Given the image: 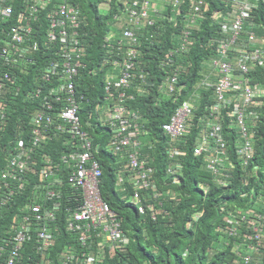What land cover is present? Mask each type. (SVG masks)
<instances>
[{
	"label": "built area",
	"instance_id": "2783aa9c",
	"mask_svg": "<svg viewBox=\"0 0 264 264\" xmlns=\"http://www.w3.org/2000/svg\"><path fill=\"white\" fill-rule=\"evenodd\" d=\"M117 1L122 12L116 16L117 28L108 31L102 45L106 51L100 56V65L110 70L105 75L101 102L95 108L98 113L90 112L83 119V109L91 97L87 94L89 88H78L81 72L87 67L90 32L82 9L72 0H0V22L5 23L3 27L8 34V39L0 44V135L12 118L6 99L10 86L14 85L16 95L22 93L24 76L30 69L35 80V85L25 87L32 103L28 126L23 129L19 123V129L11 136L6 149L12 155L0 173V213L10 212L9 204L15 199L17 202L13 223L7 224L0 238L3 264H17L20 249L32 239L30 223L41 226L36 233L38 241H42L39 248L45 251L59 239L53 232V224L57 230L63 221L61 264H99L106 247L112 250L128 247L129 237L121 218L102 195L103 171L97 155L103 144L95 140L88 127L94 129L101 124L108 128L111 138L103 148L113 153L120 164L115 185L126 193L127 200L140 214L150 210L155 217L157 206L179 197L172 185L181 182V162L168 166L169 181L161 189L150 159L142 153L148 118L137 111L130 112L125 103L135 98L132 91L148 90L146 86L154 85L151 72L143 66L151 60L144 56V47H155L157 35L166 30L165 24H156V17L168 18L179 28L176 40H172L174 43L158 64L165 74L160 90L173 102L178 100L187 87L181 76L194 65L186 58L194 41L193 31L209 2ZM223 2V7L211 15L218 29L209 40L213 53L201 63L202 77L194 81L192 94L176 103L162 125L172 160L187 155L183 144L197 130L193 155L202 159L210 173L209 181L217 186H227L233 181L236 159L244 173L249 171L254 152L252 128L257 125L258 110L264 104V82L251 77L255 69L264 70V23L255 21L254 14L260 5L264 6V0ZM38 62L40 65L36 67ZM207 63L209 72L203 70V64ZM7 66L20 67V73H13ZM205 90L208 96L204 110L195 113L199 105L191 96L202 97ZM54 138L61 139L68 151L56 157L41 155L38 173L41 183L34 186L31 195L26 191L31 154ZM257 170L258 166L253 165V173L257 174ZM127 181L132 187L130 191ZM209 185L199 182L205 191ZM19 194L26 195L28 200L18 204ZM245 195L241 193L242 197ZM30 197L35 199L31 201ZM231 208L220 228L224 236L233 238L238 258L234 264H264V191L249 209ZM201 213L195 212L193 220ZM27 264L44 263L29 257Z\"/></svg>",
	"mask_w": 264,
	"mask_h": 264
},
{
	"label": "trees",
	"instance_id": "16d2710c",
	"mask_svg": "<svg viewBox=\"0 0 264 264\" xmlns=\"http://www.w3.org/2000/svg\"><path fill=\"white\" fill-rule=\"evenodd\" d=\"M72 1L82 9L86 28L90 31L87 67L82 70L78 81V88L82 90L89 88L87 94L91 97V102L83 109L84 114L82 116L85 119L90 112H94V115L98 113L95 108L101 102L99 97L103 95L106 73L110 70L108 67L100 65V55L106 51V48L102 45L108 31L112 27L113 29L117 28L116 16L122 10L120 5L118 6L117 0H109L110 8L108 12H103L99 8L100 0ZM208 2L209 7L204 17L193 31L194 41L186 58L192 61L194 65L181 76L187 87L183 88L184 91L178 97V100L173 102L168 96H164V93L160 90L159 84L165 74L164 70L159 69L158 64L160 62L159 58L176 40V32L179 28L174 27L168 18L161 20L156 17V24H165L166 30L157 35L156 46H151V60L143 66L144 69L151 72L150 80L154 79V85L146 86L142 84L148 87V90L142 88L143 91H132L135 98L127 99L125 103L128 105L130 112L137 111L148 118L145 124L144 119H140L145 130H147V135L143 137L145 145L142 153L144 154L143 157L150 159L151 165L155 169L156 183L161 189L166 186L165 182L169 181L168 166L181 162L179 169L181 182L178 185H172L174 190L179 193V197L173 201H167L161 207L157 206L155 217L150 210H147L144 215L140 214L137 207L127 200L126 193H122L115 185L116 170L120 164L113 153L103 148V145L108 144V140L111 138L108 128L101 124L94 129L87 126V129L94 135L95 140L101 141L103 144L97 155L103 171L101 183L103 197L111 208L118 213L122 221V227L129 237V244L125 250H112L110 246L106 247L102 261L99 264H234L238 259L233 248V238L226 236V234L224 236L223 232H218L217 226L222 224L225 215L232 210V206L243 205L244 209H249L264 191V104L258 110L260 113L258 123L252 128L254 130V152L250 160L249 171L244 173L236 159L235 168H232L233 181L227 186H217L211 183L209 181L210 173L205 168L202 159L193 155L192 143L196 139V129L192 131L189 143L183 144V147L187 150V155L182 158L176 157L174 160L167 153V136L162 129L163 123L169 119L176 103L187 97L189 93L192 94L194 81L202 77L201 63L210 58L213 53L209 40L218 29V26L212 20L211 15L214 10L222 8L224 2L223 0H208ZM254 14L255 21L264 23L263 5H260V8ZM3 25L5 23L0 22V44H3V40L8 39L7 29H4ZM39 65L38 62L36 67ZM34 67L35 65L32 68ZM7 68L13 73H20V67L14 68L13 66L11 68V66H7ZM32 72L33 69H30V72L25 75L27 81L24 86L27 89L34 84L31 79ZM251 77L264 82V70L255 69L252 71ZM25 87L22 93L19 92L16 95L14 85L10 86L11 91L6 95L12 118L0 135V173L6 167L7 160L12 155L8 154L6 149L11 136L19 129V123L24 126L23 129H26L31 116L32 103L26 96ZM207 93L205 90L202 92V97L200 95L191 96L193 101L199 105L195 113H201L204 110ZM234 133L232 134L233 137ZM65 151L68 150L62 144L61 139L54 138L44 143L37 152L31 154L29 169L26 171L29 179L27 192L32 195L34 186L41 183L38 179L41 168V155L46 153L56 157ZM253 165L258 166L257 174L252 171ZM200 181L210 184L206 191L199 186ZM126 185L130 191L132 188L130 181H127ZM241 193H247V195L242 197ZM25 196L22 194L17 196L18 204L28 200H25ZM249 198H251V201L248 206H245V202ZM30 199L33 201L35 197H30ZM15 200L13 204H9L12 209L10 212L8 210L5 214L0 213V238L7 224L13 223V209L17 207ZM145 201L153 202L155 200L146 199ZM197 211H202V214L197 220H193V214ZM60 224H62V227L58 226L57 230H54L53 224V232L59 239H55V244L46 247L44 251V249L39 248L42 241H38L36 233L41 226L38 223H30L32 239L25 241L20 249L17 264H27L29 257L32 260H42L44 264H61V240H64L65 237L61 236L62 233L64 234L62 220ZM6 256L7 254H5V258ZM3 261L0 258V264H3Z\"/></svg>",
	"mask_w": 264,
	"mask_h": 264
},
{
	"label": "clouds",
	"instance_id": "9594fccd",
	"mask_svg": "<svg viewBox=\"0 0 264 264\" xmlns=\"http://www.w3.org/2000/svg\"><path fill=\"white\" fill-rule=\"evenodd\" d=\"M102 1V0H100ZM101 3V2H100ZM100 3H99V8L103 11V12H108L109 11V8H110V5H109V0H106L104 3L101 4L100 6ZM119 14V13H118ZM84 16V15H83ZM84 18V17H83ZM146 49V52H144V56L145 57H149L151 58V48L149 47H144ZM102 54V53H101ZM101 56V55H100ZM88 47H87V51H86V62L88 60ZM149 61V60H148ZM31 79H32V82L34 83L33 85H35V80H34V77H32L31 75ZM27 79L25 80V76H24V84L26 83ZM32 85V86H33ZM30 88V87H29ZM185 98V97H184ZM179 102V101H178ZM101 183H102V178H101ZM212 183V182H211ZM103 195V194H102ZM232 207H238L240 209H244V206L243 205H236V206H232ZM202 214V213H201ZM224 221V220H223ZM222 221V223H223ZM217 231L221 233V228H220V225L217 226Z\"/></svg>",
	"mask_w": 264,
	"mask_h": 264
},
{
	"label": "rangeland",
	"instance_id": "374dc122",
	"mask_svg": "<svg viewBox=\"0 0 264 264\" xmlns=\"http://www.w3.org/2000/svg\"><path fill=\"white\" fill-rule=\"evenodd\" d=\"M203 70L209 72L208 63L207 64H203ZM250 201H251V198L247 199L246 202H245V206H248Z\"/></svg>",
	"mask_w": 264,
	"mask_h": 264
}]
</instances>
